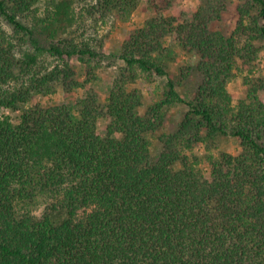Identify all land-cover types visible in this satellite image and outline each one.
<instances>
[{
    "label": "trees",
    "instance_id": "1",
    "mask_svg": "<svg viewBox=\"0 0 264 264\" xmlns=\"http://www.w3.org/2000/svg\"><path fill=\"white\" fill-rule=\"evenodd\" d=\"M141 1L0 0V264H264V76H244L238 105L228 89L263 50L264 0L237 4L230 33L214 28L227 0L187 20L160 14L122 44L126 68L106 103L89 90L74 104H32L96 82L95 32L113 15L128 22ZM170 37L200 57L191 101L169 74ZM139 72L169 79L145 115L143 92L128 87ZM180 104L189 111L154 158L149 135ZM224 137L240 139L238 156L211 152ZM201 143L203 157L187 153Z\"/></svg>",
    "mask_w": 264,
    "mask_h": 264
},
{
    "label": "rangeland",
    "instance_id": "2",
    "mask_svg": "<svg viewBox=\"0 0 264 264\" xmlns=\"http://www.w3.org/2000/svg\"><path fill=\"white\" fill-rule=\"evenodd\" d=\"M48 0H41L45 6ZM164 1V4H163ZM242 0H227L228 9L217 20L214 28L220 29L225 33L232 32L236 27L237 11L235 6L240 4ZM152 2L159 3L161 8H156ZM205 0H142L138 9L134 11L131 19L128 22L123 21L116 15H113L105 25L99 28L98 33L95 32V37L104 42V56L97 63L99 67L95 69V75L98 79L96 82L89 84L86 88L82 87L73 92H66L62 88L53 96L44 98L37 97L35 102L44 107H51L56 105L74 104L78 99L86 96L89 90H94L102 98L103 102H107L110 91L115 82V79L126 68L125 63L119 58L122 44L130 37V35L137 29L142 28L146 21L164 14L165 17H177L182 20L191 19L193 14L198 11ZM166 45L172 47L177 53V60L170 64L169 74L175 81L178 91L182 97L191 101L194 99L202 76L195 68L200 61L199 55L194 51L183 50L175 39L170 37L165 40ZM258 46L263 48L259 59L252 65H245L240 62V70L236 71L237 78L229 85V92L233 95L234 105H238L241 100L247 99L248 91L243 82L244 76L250 74L260 77L264 76V42H257ZM100 63V64H99ZM72 65L77 72V77L81 81L88 79V67L78 58L72 59ZM136 81L128 84L130 89H139L144 94V104L140 109L141 114L145 115L147 110L156 102L162 100L168 90V77L147 76L141 72L137 73ZM261 98L264 101V92L261 93ZM189 107L184 104L177 105L168 109L166 112V120L163 127L157 132L150 134L152 141V155L157 158L164 150V144L161 137L164 135L176 134L183 122V119ZM9 113V112H7ZM17 117V114H11ZM108 118H102L99 121V133L104 134ZM242 150L241 141L235 137H224L217 141V145L211 146V152L216 156L220 152H227L238 156ZM206 144H197L193 151H186L188 154H194L203 157L208 153ZM204 171L209 176L211 167L208 163L202 164ZM45 205L42 203L41 207L37 209V214L43 213Z\"/></svg>",
    "mask_w": 264,
    "mask_h": 264
}]
</instances>
